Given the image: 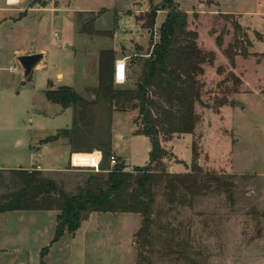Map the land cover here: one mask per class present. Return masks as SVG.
Returning <instances> with one entry per match:
<instances>
[{
	"label": "rangeland",
	"instance_id": "1",
	"mask_svg": "<svg viewBox=\"0 0 264 264\" xmlns=\"http://www.w3.org/2000/svg\"><path fill=\"white\" fill-rule=\"evenodd\" d=\"M173 4L188 13L189 28L198 32V43L214 52L215 60L205 65L197 127L193 134L164 138L168 149L164 167L185 173L196 159L205 172L226 175L236 187L231 197L217 191L191 203H168L160 194L157 211L162 224L175 230L174 243L187 244L191 259L168 250L167 234L156 226L149 256L152 264H264V0H174ZM152 7L159 10L151 29L147 14ZM170 8L167 0H20L15 5L0 0V167L17 168L20 162L27 167L33 152L44 146L42 137L72 127V111L46 97L52 89L50 79L61 84L58 72L65 75L63 84L91 99L93 93L87 89L99 85L101 51L115 43L130 56L128 80L117 86H134L141 62L160 40L159 28ZM217 36L222 37V46ZM238 39L245 53L231 60L224 50ZM28 50H45L46 57L25 78L18 57ZM231 71L242 79L238 93L218 84ZM223 96L229 102L218 107ZM111 119L104 132H111L113 154L123 157L130 168L147 165L151 141L136 133L134 114L114 111ZM58 136L61 151L67 150L55 164L68 166V139ZM46 153L47 159L53 157L52 151ZM73 169L57 176L58 184L72 194L96 172L88 167ZM14 188L12 175L2 173L0 193ZM35 216L27 211L0 213V246L12 250L28 242L17 237ZM140 225L136 213L93 212L75 235L66 232L54 244L47 240L50 251L41 257L35 245L46 239L43 225L38 240L27 244L30 256L0 253V264H29L28 260L30 264H136Z\"/></svg>",
	"mask_w": 264,
	"mask_h": 264
},
{
	"label": "trees",
	"instance_id": "2",
	"mask_svg": "<svg viewBox=\"0 0 264 264\" xmlns=\"http://www.w3.org/2000/svg\"><path fill=\"white\" fill-rule=\"evenodd\" d=\"M167 1H170L171 10L159 28L160 40L153 45L149 58L141 62V72L134 86L115 84L114 51L103 50L99 85L91 88L94 98H85L67 85L46 91L49 101L73 110L72 127L58 134L65 136L71 145L69 168L88 167L96 172L89 174L85 184L72 194L40 170H11L15 188L0 193V213L57 210L52 242L59 241L66 232L75 235L93 212L136 213L141 216L136 234L139 244L136 264H152L149 255L155 226L166 232L168 250H178L185 260L191 259L187 244L174 243L175 230L162 224L161 211H157L158 196L162 194L168 203H191L197 196L217 191L231 197L236 185L226 175L205 172L196 159L189 172L172 173L164 167L168 156L164 138L193 134L197 127L200 119L197 104L203 102L206 87L205 65L215 60V53L198 43V32L189 28L188 13L173 4L174 0ZM158 10L159 7H152L147 14L148 28L155 26ZM217 41L223 45L221 36H217ZM239 42L238 39L234 46L230 44L224 50L229 59L245 53ZM230 81L231 86L228 85ZM241 83L242 79L231 71L218 84L230 93H238ZM228 102V97L223 96L218 100V107ZM114 111H136V133L151 141L147 165L130 168L119 156L117 163L111 166L109 159L115 154L111 132L106 130V134L104 127L109 121L110 129ZM58 135L45 141L54 140L60 137ZM48 252L49 248H44L42 257Z\"/></svg>",
	"mask_w": 264,
	"mask_h": 264
},
{
	"label": "crops",
	"instance_id": "3",
	"mask_svg": "<svg viewBox=\"0 0 264 264\" xmlns=\"http://www.w3.org/2000/svg\"><path fill=\"white\" fill-rule=\"evenodd\" d=\"M122 47H123V45L121 47H117L115 45V43H113L112 45L109 44L108 47L104 48L105 50H113L114 51L115 59L113 61V69L115 68L116 60H118V59H123L124 58L129 63L130 56L123 54L124 49ZM42 51L44 53V58H45L46 57V52H45V50H42ZM33 52H40V51L28 50L25 53H23V55L24 54H28V53H33ZM60 75H61V78L59 79L58 82L59 83L61 82V84H59V85L57 83L55 84L54 81L50 79V87L52 89H57V88H59L61 86H64V85L70 86L68 84H63V81L65 80L64 73L58 72L57 73V78H59ZM53 86H54V88H53ZM87 92H89L91 94L92 93L91 88H88ZM83 97H85V96H83ZM92 98H94V95H92ZM62 109L68 110L69 112L72 111V113H73L72 108H63L62 107ZM127 112H132L134 114V118H135L136 111H127ZM61 130L62 129H60V131H58L56 135L60 134ZM56 135L52 134V135H47V136L41 138L40 144H42V145L44 144V146L38 147L39 148L38 149V151H39L38 153L37 152H33V155L31 157V161L29 162L27 167H22L21 162L17 163V165H16L17 168L0 167V176H1L2 173L9 174L11 170H16V169H19V168L26 169V170L37 169V170L42 171V173L46 177L54 179V180L57 181L58 174L74 171L75 169L69 168L70 164L68 166H64V167L55 164V161L57 159H60L61 158V154L63 152L65 153V151L67 150L66 149L65 151H63V150L61 151V149H62L61 145L62 144H60V143L58 144L57 143V141H59L60 137L59 138L57 137L56 139L51 140V141H45L47 138L52 137V136H56ZM68 143H69V141H68ZM113 149L115 150L114 147H113ZM47 151H52L53 152V155H52L53 157H51V158L49 157V159H47V157H48L47 156L48 154L46 153ZM68 153L71 156L70 143H69ZM22 211L23 212L24 211L32 212L36 216H35V218H33L31 220V221H33V223L32 222L29 223V224H31V225H29L30 227H26V228L21 229V231H20V233H19V235L17 237L18 241H20V240L27 241L28 240V242H29L30 240L34 241L35 239L37 241L38 238L41 236V232H43L42 231V226L46 225L45 228L47 229V232L43 233V237L45 236L46 239H44L42 241H37L38 243H36V245H35L36 249H38L37 252H39L40 256L42 257V255H41L42 251L44 250V248L48 247V246L45 245L47 240L50 239L51 244L56 243V242H52V240L54 239V235H55V232L53 234V230L56 231L55 222L57 224L58 211L57 210H22ZM10 212H12V211H10ZM35 212H38L39 214H36ZM28 242H26L25 244H21L20 246L19 245L18 246L15 245L14 249H12V250H9L6 247L0 246V253L12 252V253H17V254H23L24 256H30V254H29L30 250L27 247ZM16 243L19 244V242H16ZM0 263H1V261H0ZM28 263L30 264V260H28Z\"/></svg>",
	"mask_w": 264,
	"mask_h": 264
},
{
	"label": "built area",
	"instance_id": "4",
	"mask_svg": "<svg viewBox=\"0 0 264 264\" xmlns=\"http://www.w3.org/2000/svg\"><path fill=\"white\" fill-rule=\"evenodd\" d=\"M20 0H6V3L8 5H15L19 3ZM158 31L155 32V34L158 35ZM128 73H129V66L126 59H118L115 63L114 68V81L115 84H124L128 80ZM110 162L112 165H115L117 163V156L112 155L110 157Z\"/></svg>",
	"mask_w": 264,
	"mask_h": 264
},
{
	"label": "water",
	"instance_id": "5",
	"mask_svg": "<svg viewBox=\"0 0 264 264\" xmlns=\"http://www.w3.org/2000/svg\"><path fill=\"white\" fill-rule=\"evenodd\" d=\"M44 59L43 52H33L24 55H20L18 60L24 69V77L30 78L33 70ZM199 160H197L198 162Z\"/></svg>",
	"mask_w": 264,
	"mask_h": 264
}]
</instances>
